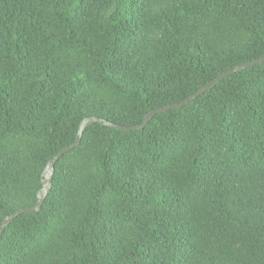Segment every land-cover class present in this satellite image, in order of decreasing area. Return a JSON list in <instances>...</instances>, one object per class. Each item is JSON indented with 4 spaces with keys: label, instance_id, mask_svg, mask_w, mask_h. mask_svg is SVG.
<instances>
[{
    "label": "trees",
    "instance_id": "16d2710c",
    "mask_svg": "<svg viewBox=\"0 0 264 264\" xmlns=\"http://www.w3.org/2000/svg\"><path fill=\"white\" fill-rule=\"evenodd\" d=\"M262 57L264 0H0V227L85 118ZM0 264H264V62L91 124Z\"/></svg>",
    "mask_w": 264,
    "mask_h": 264
},
{
    "label": "water",
    "instance_id": "95a60500",
    "mask_svg": "<svg viewBox=\"0 0 264 264\" xmlns=\"http://www.w3.org/2000/svg\"><path fill=\"white\" fill-rule=\"evenodd\" d=\"M261 62H264V57L256 59L254 61H249L246 63H243L241 65H238L237 67L221 74L219 77H217L215 80L211 81L210 83H208L207 85L201 87L195 94H193L192 96H190L189 98L181 101L180 103L177 104H171V105H167L164 107H160L157 108L151 112H149L144 120L142 124L139 125H133V126H124V125H120V124H116L110 121H107L105 119L99 118V117H87L85 118L79 128L78 131V135H77V139L74 143H72L71 145L65 147L64 149H62L57 155H55L53 158L49 159L45 165L43 174H42V185L43 187L39 190L38 194H37V198L38 201L35 204V206L33 207H29V208H24V209H20L10 215H8L7 217L4 218V220L1 223V227H0V242H1V238L2 235L4 234L6 228L10 225V223L16 219L20 214L23 213H29V212H39L42 209V205L45 201V198L47 197L49 191L52 188V177L55 173V167L57 162L60 160L61 157H63L66 153H68L69 151L73 150L74 148L78 147L82 141V137L83 134L85 132V130L94 123H101L103 125L106 126H110L119 130H125V131H131V130H140V129H144L146 127V125L149 123V121H151V119L158 113H162V112H166L169 111L171 109H176V108H181L185 105H187L189 102H191L194 98H196L199 95H202L204 92H206L207 90L212 89L217 83H219L221 80H223L224 78H226L227 76L234 74L242 69L248 68V67H252L256 64H259Z\"/></svg>",
    "mask_w": 264,
    "mask_h": 264
}]
</instances>
